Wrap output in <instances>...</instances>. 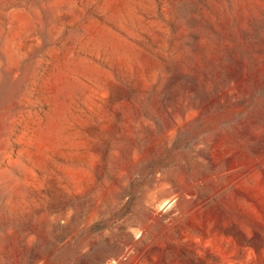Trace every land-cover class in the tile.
<instances>
[{
    "label": "rangeland",
    "instance_id": "obj_1",
    "mask_svg": "<svg viewBox=\"0 0 264 264\" xmlns=\"http://www.w3.org/2000/svg\"><path fill=\"white\" fill-rule=\"evenodd\" d=\"M0 264H264V0H0Z\"/></svg>",
    "mask_w": 264,
    "mask_h": 264
}]
</instances>
